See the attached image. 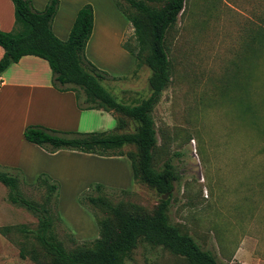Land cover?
Here are the masks:
<instances>
[{"label":"rangeland","instance_id":"374dc122","mask_svg":"<svg viewBox=\"0 0 264 264\" xmlns=\"http://www.w3.org/2000/svg\"><path fill=\"white\" fill-rule=\"evenodd\" d=\"M116 1L128 14H136L124 0ZM139 1L158 9L167 3ZM86 2L94 4L90 3L96 31L123 30V44L139 58L140 66L133 58V68L119 80L105 79L113 86V96L126 105L147 99L151 94V69L146 63L150 50L139 53L133 27L113 0ZM114 46L106 49L114 51ZM165 47L170 82L151 112L156 132L152 166L155 170L165 163L173 167L178 180L171 194H159L140 178L118 182L109 173L123 176V168L115 170L99 159H83L97 175L84 181L87 185L80 191L76 188L81 181L74 178L60 189V183L51 179L58 185L56 199L49 205L54 233L67 250L88 248L99 237L97 220L115 224V211L152 216L160 201L169 199L170 224L212 253L217 264H264V0H186L166 34ZM106 52L97 61L110 67L107 63L116 53ZM115 116L124 127L107 130L135 132L132 120ZM109 154L126 158L131 154L138 160L133 146ZM2 169L18 177L25 198L45 201L47 191L36 184L38 178L28 182L20 171ZM129 171L131 175V166ZM96 185L102 188L97 191ZM8 193L0 183V264L50 263L33 235L37 218L10 203ZM19 227L29 233L22 234ZM126 264L188 263L160 247L139 243Z\"/></svg>","mask_w":264,"mask_h":264},{"label":"trees","instance_id":"16d2710c","mask_svg":"<svg viewBox=\"0 0 264 264\" xmlns=\"http://www.w3.org/2000/svg\"><path fill=\"white\" fill-rule=\"evenodd\" d=\"M14 5L16 29L12 33L0 32V74L13 62L25 55H36L48 61L58 88H72L79 93V106L84 109L101 110L112 114L117 122L115 130H121L124 123L115 115L121 114L136 124L134 133L117 134L109 132L64 133L39 125L24 129V139L39 146L48 153L60 150L76 151L102 157L116 156L110 151L133 146L138 153L137 162L131 154L133 177L141 179L161 195H169L178 175L169 163L161 170L152 166L153 151L156 147L155 123L151 112L162 92L170 82L169 60L165 47V37L184 9L186 0H167L162 9L155 8L139 0H124L136 14L125 12L116 0L117 9L131 23L139 46V53L150 50L146 63L151 69L148 80L151 91L147 99L135 105H126L116 100L103 86L107 78L84 59V49L93 28V8L85 4L77 13L69 38L66 42L56 39L50 24L56 14L58 0H49L42 11L34 10L31 0H10ZM150 2L162 0H148ZM151 33V37H149ZM122 47L140 66L139 58L132 49ZM122 156V155H117ZM0 183L9 189L8 200L18 205L38 220L33 232L39 247L50 257L48 264H126L139 243L160 247L171 254L183 258L188 264H217L212 253L204 251L186 233L171 225L167 212L169 199L161 200L152 216H131L115 211V224L109 220H97L99 237L90 247L67 250L54 233V216L50 202L55 201L58 185L46 175H40L36 184L45 187L46 199L43 203L25 198L19 191V179L0 168ZM102 187L95 186L99 191ZM83 196L80 202L83 204ZM91 200V199H89ZM22 234H28L25 227H19Z\"/></svg>","mask_w":264,"mask_h":264},{"label":"crops","instance_id":"0c3cea01","mask_svg":"<svg viewBox=\"0 0 264 264\" xmlns=\"http://www.w3.org/2000/svg\"><path fill=\"white\" fill-rule=\"evenodd\" d=\"M48 1L31 0V3L34 10L42 11ZM86 1L81 0L80 4L75 1L64 4V1L58 0L56 14L50 24L51 32L56 39L61 42L68 40L78 11L85 4L94 5ZM102 1L108 2V0ZM96 24L95 16L90 37L85 45L84 59L98 71L105 73L107 78L119 80L134 65L133 57L122 48L126 33L123 30L118 33L96 31ZM126 26L127 24L124 27ZM15 29L14 5L10 0H0V32L12 33ZM104 43L112 48L115 45L114 51H108ZM106 51L116 53L115 58L107 63L110 67L101 66L97 61L100 59L99 55L101 54L102 57ZM88 52H91L92 56H89ZM2 56L3 50L0 48V59ZM109 83L103 80V86L113 93L111 91L113 86L108 85ZM30 125H39L64 133L107 132L111 131L107 128L115 130L117 127L116 119L112 114L81 108L76 89L56 87L48 61L36 55L22 56L0 74V168L20 171L23 179L28 182H34L40 175H46L60 183L59 189L74 178L75 180L72 181H81L76 191L87 185L84 181L94 179L97 175L95 169L87 167L88 161L83 159H99L110 164L115 170L123 168V176L119 173H109L118 182L121 180L127 182L131 177L133 178L132 167L131 175L129 171L131 162L126 157L106 158L63 150L48 153L24 139V129ZM82 161L87 164L76 165L77 162ZM125 162L129 166L125 165Z\"/></svg>","mask_w":264,"mask_h":264},{"label":"water","instance_id":"95a60500","mask_svg":"<svg viewBox=\"0 0 264 264\" xmlns=\"http://www.w3.org/2000/svg\"><path fill=\"white\" fill-rule=\"evenodd\" d=\"M165 199V198H164Z\"/></svg>","mask_w":264,"mask_h":264}]
</instances>
